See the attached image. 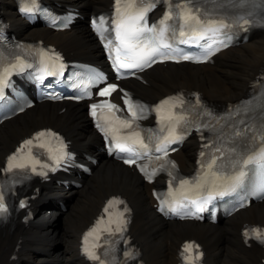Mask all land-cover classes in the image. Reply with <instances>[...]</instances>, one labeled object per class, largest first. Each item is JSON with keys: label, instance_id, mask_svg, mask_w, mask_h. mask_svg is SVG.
<instances>
[{"label": "bare ground", "instance_id": "1", "mask_svg": "<svg viewBox=\"0 0 264 264\" xmlns=\"http://www.w3.org/2000/svg\"><path fill=\"white\" fill-rule=\"evenodd\" d=\"M54 1V0H52ZM70 3L81 11L98 10L111 0H55ZM5 16L21 33L45 37L78 57L98 59L100 48L83 23L71 30L53 32L30 27L14 12L12 0H0ZM181 66V67H180ZM158 66L148 74V85L136 84L140 93L157 99L179 88L197 89L219 104L241 98L249 83L264 69V32L257 33L248 43L228 48L216 57V63L204 65ZM183 66V67H182ZM63 129L79 147H89L98 138L84 112V105L70 104L60 112L56 103L43 102L0 126V166L6 154L22 138L43 125ZM199 143L190 139L176 155L183 170L194 166ZM131 168L112 159H104L93 174L83 180L80 189L49 185L35 201L36 220L29 228L22 225L0 226V264H88L80 256V238L85 228L98 215L106 198L120 193L135 210L132 225L136 241L141 245L147 264H178L177 254L183 239L194 236L206 246L208 264H261L264 248L253 243L247 246L242 229L245 223L264 224V201L251 205L215 225L198 222L166 221L152 208L151 188ZM64 198L69 208L63 212L56 199ZM63 222L60 236L53 231ZM22 247L16 252L19 239ZM18 253V258L13 255Z\"/></svg>", "mask_w": 264, "mask_h": 264}, {"label": "snow or ice", "instance_id": "2", "mask_svg": "<svg viewBox=\"0 0 264 264\" xmlns=\"http://www.w3.org/2000/svg\"><path fill=\"white\" fill-rule=\"evenodd\" d=\"M190 3V0H189ZM177 9L178 11V18L182 19L185 23H187L188 21H194L197 25H205L206 26V32L201 34V38H204L205 36H207L209 33L211 34H215L219 31L220 28L225 27L223 21H215L212 19H206V20H201L200 16L198 14H193L192 10L190 8H188V4H178L177 5ZM186 10V11H185ZM199 12V10H197V13ZM143 14H141L138 17H135L134 19L136 20H140L143 19ZM172 19V15L171 12H168L165 14V17L159 22L160 26H161V33H163L164 31H166V22L167 20ZM117 29H121L123 28L124 30V34L123 36H118L117 39L120 40L121 43H124L125 40H132V39H136L137 38V33L139 32H143V31H147V32H153L155 30V25L152 28H144V29H136L135 27L129 25V26H125L123 23H118L116 25ZM180 35H184V32H181ZM223 43V42H221ZM223 46H227L226 44H224ZM128 49L134 54V60L135 62L133 63H119L118 68H140L142 67L145 63H147L148 60L152 59V57L156 56V55H160L162 59H175V57L170 56V55H165V53L161 52V48H169L170 46L167 44H159L158 46H150V42L146 41L143 43L142 46L136 45V44H130L127 46ZM138 49V51H137ZM208 49L209 51L205 54V59L208 58L209 55H211V49H212V44H208ZM217 51L219 50V48L216 49ZM117 51H119V49H117ZM117 61H119V56L117 55L116 57ZM180 59L183 60H189V59H193V57L187 56V55H183L180 57ZM152 62H155L154 60ZM116 85L115 84H110L107 87L103 88L102 90L99 91V95L100 96H106L109 95L111 91H114L116 89ZM126 96V94H125ZM173 98H168L164 101L161 102V105L156 109V111H159L161 107H163L164 105L169 104V102L172 100ZM125 103L128 105V111L131 112L132 114V118H136V112L133 110V105L130 103L129 99H125ZM92 114L95 116L96 115V109L98 107H103V105H97V104H93L92 106ZM109 107L116 109L117 111H119V109L117 108L116 105H109ZM173 107H176V105L174 104ZM140 111L143 112L144 108L143 106H140ZM183 117H177V119H182ZM121 123L123 124L124 127H131L132 121L131 120H125V121H121ZM104 129H102L103 131ZM237 135H240V133H236ZM46 135H54L51 132H39L36 134V136L33 138L35 140H39L41 137H44ZM129 139H131L132 141V145H139L140 149L143 150H147L149 145L147 143L144 142L143 138L140 137L139 133H133L131 134L129 137ZM33 139L27 140L24 142V144L21 146V149H18V151H22L23 148L26 145H31L33 143ZM177 139H179V137H177ZM172 141L168 139V137H165L163 141L160 142V144L155 146V151L157 152H163L164 155H167V151L165 150L167 148V144L171 143ZM115 148L119 149L121 152H128V153H133V155H135L136 153V148L130 145H125V144H121V143H116L115 144ZM157 159H160V157H157ZM16 160V156L13 155L12 157H9L8 162H7V170L11 171L13 168H23L24 165L23 164H14L13 161ZM125 163L128 164H134L136 163V160L134 158H129L127 160H125ZM264 164V148H262L258 153L254 154V155H249L247 158L243 159L241 161V164L243 166H247L249 164ZM216 164V160L213 159L208 167L212 168L214 165ZM35 169L33 168V171ZM141 171H144V169H141ZM244 176V172L243 170H241L237 175L232 176V177H228L226 178V180H230L232 182V184H237L240 182V180L242 179V177ZM183 183H188V181H184ZM198 187H201L202 185H197ZM227 190V189H225ZM262 191H264V189H262ZM221 195L223 194V192L220 193ZM0 201H2V196H0ZM113 201H109L108 202V206L104 209L105 212H108V208L113 206ZM119 203V202H117ZM6 211V206L0 202V213H3ZM120 216H123V213H120ZM104 218L101 217V219L97 222V227H99V225L103 222ZM96 228H93L88 234L85 235V244H87L88 241V237L91 236L94 232H96ZM105 231H109L110 229L106 228L104 229ZM117 231H123V228L117 226ZM245 235H248V233H245ZM252 235L260 240L261 242H264V234H262L260 229H252ZM98 239V237H97ZM197 249V253H196V257L195 259H199L200 257V253L198 251L199 246L198 245H192V244H186L184 246V251L185 252H191L193 248ZM85 251L88 252L89 249L86 247ZM91 255L92 259H95L97 261L100 262V264H104V261L101 260V258L97 255H95L94 253H89ZM128 255H131V253H128ZM186 259H188L187 257H185ZM189 264H192L191 260L189 261Z\"/></svg>", "mask_w": 264, "mask_h": 264}, {"label": "rangeland", "instance_id": "3", "mask_svg": "<svg viewBox=\"0 0 264 264\" xmlns=\"http://www.w3.org/2000/svg\"><path fill=\"white\" fill-rule=\"evenodd\" d=\"M57 222V221H56ZM63 228V222L60 221V222H57L56 225L53 226V231L55 234H57V236L59 237L60 234H61V230ZM61 229V230H60Z\"/></svg>", "mask_w": 264, "mask_h": 264}]
</instances>
